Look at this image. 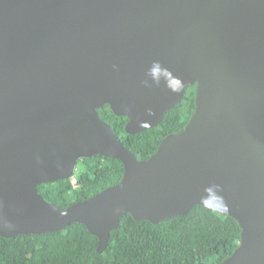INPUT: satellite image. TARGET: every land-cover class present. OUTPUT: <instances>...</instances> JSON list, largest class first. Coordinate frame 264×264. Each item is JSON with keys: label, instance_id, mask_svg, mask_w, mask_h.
<instances>
[{"label": "water", "instance_id": "obj_1", "mask_svg": "<svg viewBox=\"0 0 264 264\" xmlns=\"http://www.w3.org/2000/svg\"><path fill=\"white\" fill-rule=\"evenodd\" d=\"M195 87V108L140 160L126 133L158 126ZM120 181L62 210L39 192L82 158ZM202 205L240 228L217 264H264V0H0V236L73 223L108 245L122 216L154 224Z\"/></svg>", "mask_w": 264, "mask_h": 264}, {"label": "trees", "instance_id": "obj_2", "mask_svg": "<svg viewBox=\"0 0 264 264\" xmlns=\"http://www.w3.org/2000/svg\"><path fill=\"white\" fill-rule=\"evenodd\" d=\"M194 108L195 87H190L158 126L134 135L126 133L127 117L116 116L108 105L98 112L126 147L144 160L164 137L184 127ZM123 171L120 160L93 155L79 160L73 177L42 183L38 190L64 210L117 184ZM239 241L240 228L232 217L195 205L186 215L157 224L122 216L101 253L98 238L80 223L50 233L0 236V264H217L233 253Z\"/></svg>", "mask_w": 264, "mask_h": 264}]
</instances>
